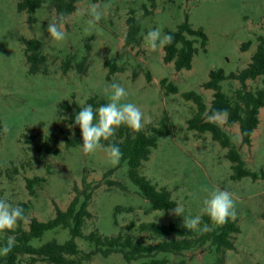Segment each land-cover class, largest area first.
<instances>
[{
  "label": "rangeland",
  "instance_id": "obj_1",
  "mask_svg": "<svg viewBox=\"0 0 264 264\" xmlns=\"http://www.w3.org/2000/svg\"><path fill=\"white\" fill-rule=\"evenodd\" d=\"M19 1L0 0V124L3 130L0 200L13 206L30 203L23 229H28L32 219L40 222L52 219L55 207L65 210L74 196L73 187L81 186L84 172L88 182L101 183V186L93 193L89 206L92 217L86 220L83 233L97 231L105 237L129 233L145 244H156L159 240L139 232L141 223L183 224L185 217H202L204 200L219 188L230 192L235 203L236 216L231 220L236 221L240 232L232 236L234 250L222 256L205 247L179 256L160 254L155 259H165L167 264H177L181 260L186 264H217L216 258L223 257L224 264H264V180L232 181L225 150L208 133L187 130L186 122L195 108L192 102L182 98L183 93L196 91L209 105L213 92L202 88L209 72L222 69L226 74L238 73L248 66L256 50L257 38L264 36V0H158L153 15L148 17H144L140 9L146 0H100L97 3L83 0L65 18L66 38L63 41H55L46 31L47 25L56 20L49 0H43L34 24L27 22L26 13L17 11ZM92 4L101 6L102 17L98 22L89 23ZM104 5L109 7L104 8ZM130 9L136 11L142 22L139 48L124 46L125 22ZM185 18L193 29L204 31L208 44L206 53L198 49L190 70L176 72L172 63H163L162 47L152 50L144 37L155 28H160L162 34L175 30ZM22 38H35L43 43L46 75L28 74ZM247 41L251 45L243 52L240 47ZM69 56L74 64L86 56V72L79 73L72 68L64 74L61 64ZM107 60L122 67V72L108 76ZM146 71L151 75L149 82L145 78ZM162 78L176 84V95L163 94L159 86ZM113 83L121 85L128 93L121 103H133L143 112L141 131L149 133L164 116L168 117L170 134L158 140L149 159L142 163L140 173L157 189L165 188L170 192L177 206H183L182 216L174 215L172 210L150 211L138 188L126 179V165L113 166L104 146L95 153H83L82 134L76 138L74 129L66 123L68 113L60 112V104L64 101L83 105L95 95L108 103ZM246 83L249 90L264 88V77ZM223 87L225 92L232 94L239 86L236 81H229ZM225 121L213 122L240 148L247 168L260 173L264 170V108L259 111V125L249 147L240 146L238 126L227 128ZM51 132L56 136L51 141L56 155L41 156L29 149L32 146L27 144L29 136L44 137ZM61 132L69 139L76 138L78 145L66 149ZM13 166L17 168L16 174L11 173ZM109 170L113 173L104 179ZM33 177H43L46 181L35 187L32 197L25 185L26 179ZM108 180L120 183L123 188L108 186ZM117 206L129 208L131 212L115 214ZM131 224L133 227L127 229ZM5 237L12 236L0 232V242ZM68 239L67 230L57 229L45 232L40 240H33L31 244L34 247L50 241L63 244ZM75 242L83 252L92 250L82 239ZM26 260L24 257L22 264H27ZM85 264L127 263L114 254L108 258L94 256Z\"/></svg>",
  "mask_w": 264,
  "mask_h": 264
},
{
  "label": "trees",
  "instance_id": "obj_2",
  "mask_svg": "<svg viewBox=\"0 0 264 264\" xmlns=\"http://www.w3.org/2000/svg\"><path fill=\"white\" fill-rule=\"evenodd\" d=\"M81 1L83 0H49L55 9L56 19L60 14H64L67 18L76 10V5ZM89 1L97 3L100 0ZM157 1L146 0V3L140 6L144 17L153 15ZM43 4V0H20L17 4V11L26 13L28 15L27 22L34 24L36 22L35 16ZM125 23L124 46L139 48L142 43V22L141 18L136 16L134 9L129 10ZM166 34L171 35L173 40L171 44L162 46L163 63H172L176 72L192 68V60L198 49L206 53L208 37L202 29H193L187 18L175 30L167 31ZM21 42L24 45L28 74L46 75L47 57L42 51L43 43L35 38H22ZM250 45V41L243 43L240 47L241 51H246ZM86 62L87 57L85 56L74 64L71 56H69L62 62L61 70L64 74L72 68L79 73H85ZM105 66L108 68V76L122 72L123 69L109 60L105 62ZM261 77H264V36L257 38L256 50L250 58V63L243 70L229 74H226L222 69L209 72L208 80L202 84L204 90L213 92L209 105L196 91H188L182 94V98L187 102H192L195 108L194 114L186 122L187 130L198 134L208 133L211 139L221 149L225 150L224 157L230 163V179L234 182L243 178H249L252 181L264 180V170L257 173L248 169L240 148L232 143L231 137L226 131L213 121H209L208 116L217 111L226 110L228 115L224 123L225 127L231 128L237 125L240 134V146L249 147L252 135L259 125V111L264 108V88L249 90L246 82ZM145 78L148 82L151 81L149 71L145 72ZM229 81H236L239 86L232 94L225 92L223 87L224 83ZM159 86L165 96L178 93V87L168 78H162L159 81ZM105 104L107 102L104 98L95 95L88 98L83 105H78L76 102L69 104L64 101L60 104L59 109L63 114L68 113L66 123L74 129L77 138L81 130L79 125L74 123L75 115L87 105H91L95 111ZM60 134L66 149L78 145L76 138L69 139L65 132ZM169 134V119L164 116L157 127L150 128L149 133L141 130L134 131L126 125H121L115 130L112 137L108 140H101V144L106 148L113 145L120 148L123 155L118 166L126 165V179L138 188L139 195L147 201L150 211H170L177 206L167 189H157L140 173L142 163L149 159L151 151L157 147L158 140ZM2 137L3 130L0 124V141ZM28 138L27 144L32 145L29 147L30 150L41 156L56 155L57 151L51 146V141L56 138L55 132L44 137L31 135ZM11 173H17L15 166L12 167ZM47 173H49V167H47ZM112 173L113 170H109L105 173L104 179ZM2 175L3 173L0 171V176ZM84 175L85 172L81 186L73 187L74 196L66 209L60 210L55 207V214L52 219L46 222L32 219L27 230L23 229L24 219L18 221L14 230L2 231L15 238V245L10 253L0 257V264H22L24 257L27 258V264H85L90 262L94 256L99 255L108 258L114 254L120 255L127 264L137 263L142 259H148V261H141L139 264H167L168 261L165 259H155V257L160 254L179 256L184 252L205 247L213 250L216 255L222 256L226 251L234 250L232 236L240 232L236 221L229 218L225 224L218 225L213 223L207 214H203L201 217L200 227L202 228L206 224L209 228V231L204 233L187 229L178 222L171 224L141 223L138 226L139 232L148 234L151 239H158L156 244H145L141 239L134 238L129 233L105 237L95 231L85 235L83 233L84 224L86 220L92 217L89 211L92 196L94 191L101 186V183L88 182ZM45 181L46 179L43 177L27 178L25 186L29 195L33 197L35 187L40 186ZM106 184L123 188L120 183L110 180L106 181ZM18 206L24 209L26 218L31 209L30 203H20ZM122 212L130 213L131 209L121 206L115 208V214ZM132 227L133 224L127 229ZM57 229L68 231L69 239L63 244H58L55 241L47 242L39 247H34L31 244L33 240H40L45 232ZM76 239H82L89 243L92 250L89 252L79 250L75 242ZM7 240L5 237L0 242L1 249L7 244ZM216 263L224 264L223 257H217ZM177 264L186 263L181 260Z\"/></svg>",
  "mask_w": 264,
  "mask_h": 264
},
{
  "label": "clouds",
  "instance_id": "obj_3",
  "mask_svg": "<svg viewBox=\"0 0 264 264\" xmlns=\"http://www.w3.org/2000/svg\"><path fill=\"white\" fill-rule=\"evenodd\" d=\"M104 8L109 5H104ZM142 15V13H140ZM89 15L92 19L89 23L98 22L102 17L101 6L92 4L89 9ZM64 14H60L57 19L47 25L46 31L55 41H63L66 33L63 30L65 24ZM144 39L152 50L171 44L173 37L162 34L160 28L150 30ZM111 94L109 102L100 106L94 111L91 105L82 107L78 114L75 115L74 123L79 125L82 134V151L85 154L95 153L103 145L101 140H108L115 133V130L121 125L140 131L143 127L144 114L140 108L133 103H121L128 93L125 88L119 84L113 83L110 86ZM228 113L226 110L217 111L208 116L210 121L226 119ZM109 160L113 166L117 165L121 158L122 152L118 146H109L105 149ZM174 215L182 216L183 206L178 205L172 209ZM204 214H207L211 221L218 225L225 224L229 218L234 219L236 216L235 203L232 194L219 188L213 190L209 197L204 200ZM25 219V211L20 206H13L5 200H0V232L4 230H14L18 221ZM201 216L197 215L192 218L185 217L183 226L190 230H198L201 233L209 231L208 225L202 228ZM15 245V238L9 237L7 244L0 249V254L7 255Z\"/></svg>",
  "mask_w": 264,
  "mask_h": 264
},
{
  "label": "crops",
  "instance_id": "obj_4",
  "mask_svg": "<svg viewBox=\"0 0 264 264\" xmlns=\"http://www.w3.org/2000/svg\"><path fill=\"white\" fill-rule=\"evenodd\" d=\"M211 100H212V98H211ZM211 102V101H210Z\"/></svg>",
  "mask_w": 264,
  "mask_h": 264
}]
</instances>
